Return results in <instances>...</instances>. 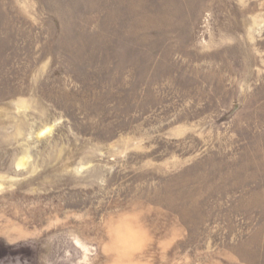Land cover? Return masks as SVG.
I'll list each match as a JSON object with an SVG mask.
<instances>
[{"label": "rangeland", "instance_id": "1", "mask_svg": "<svg viewBox=\"0 0 264 264\" xmlns=\"http://www.w3.org/2000/svg\"><path fill=\"white\" fill-rule=\"evenodd\" d=\"M0 264H264V0H0Z\"/></svg>", "mask_w": 264, "mask_h": 264}]
</instances>
